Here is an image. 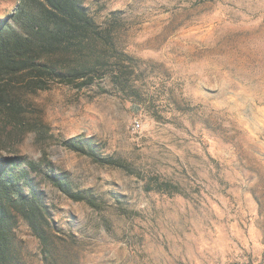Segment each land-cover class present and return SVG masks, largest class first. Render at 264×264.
<instances>
[{
    "label": "rangeland",
    "instance_id": "rangeland-1",
    "mask_svg": "<svg viewBox=\"0 0 264 264\" xmlns=\"http://www.w3.org/2000/svg\"><path fill=\"white\" fill-rule=\"evenodd\" d=\"M81 1L111 28L132 87L8 81L16 106L0 105V157L32 163L58 242L45 259L19 220L20 264H264V0ZM17 3L0 0V20ZM154 178L178 192L151 189Z\"/></svg>",
    "mask_w": 264,
    "mask_h": 264
},
{
    "label": "trees",
    "instance_id": "trees-1",
    "mask_svg": "<svg viewBox=\"0 0 264 264\" xmlns=\"http://www.w3.org/2000/svg\"><path fill=\"white\" fill-rule=\"evenodd\" d=\"M9 19L0 20V105L9 104L10 109L16 106L4 98L8 81L16 75L28 79L27 85H32L33 91L48 88L49 80L84 87L103 77L113 87L131 89L127 56L113 44L111 28L95 23L81 0H18ZM86 38L100 44H84ZM58 53L62 57L72 53L75 57L56 60ZM62 143L88 153L95 161L115 163L112 158L98 156L89 139L67 138ZM32 167V163L23 166L17 158L0 157V264H20L14 237L19 220L37 237L45 259L56 252L58 242L49 225L44 194L29 177ZM49 177L72 200L96 206L95 199L83 191L72 190L57 175ZM151 183V189L157 192H178L172 183L155 178Z\"/></svg>",
    "mask_w": 264,
    "mask_h": 264
},
{
    "label": "built area",
    "instance_id": "built-area-1",
    "mask_svg": "<svg viewBox=\"0 0 264 264\" xmlns=\"http://www.w3.org/2000/svg\"><path fill=\"white\" fill-rule=\"evenodd\" d=\"M132 128H133L134 130L139 129V128H140V123H139L137 120L133 121V123H132Z\"/></svg>",
    "mask_w": 264,
    "mask_h": 264
}]
</instances>
